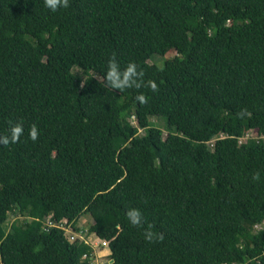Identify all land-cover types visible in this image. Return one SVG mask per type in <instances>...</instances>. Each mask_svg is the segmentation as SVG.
I'll use <instances>...</instances> for the list:
<instances>
[{"label":"trees","instance_id":"1","mask_svg":"<svg viewBox=\"0 0 264 264\" xmlns=\"http://www.w3.org/2000/svg\"><path fill=\"white\" fill-rule=\"evenodd\" d=\"M17 123L0 264H94L67 229L112 264H264V0H0V137Z\"/></svg>","mask_w":264,"mask_h":264},{"label":"clouds","instance_id":"2","mask_svg":"<svg viewBox=\"0 0 264 264\" xmlns=\"http://www.w3.org/2000/svg\"><path fill=\"white\" fill-rule=\"evenodd\" d=\"M69 0H45V6L48 7L51 11H56L58 7H67ZM136 65L134 63H129L126 68H121L118 61L115 57L109 59L107 64V70L104 73L105 79L110 87L115 89H121L132 86L133 77L136 76ZM139 87V85H137ZM151 87L155 89L156 85L154 82H151ZM137 100L143 102L145 97L143 94L137 95ZM22 132V125L15 124L11 128L10 137H0V143L7 144L9 140L15 142ZM30 136L32 139H36L37 137V129L36 126L33 125L30 131ZM129 218L132 224H138L140 222V214L136 210H132L128 213ZM152 233H147L145 239L151 240Z\"/></svg>","mask_w":264,"mask_h":264},{"label":"rangeland","instance_id":"3","mask_svg":"<svg viewBox=\"0 0 264 264\" xmlns=\"http://www.w3.org/2000/svg\"><path fill=\"white\" fill-rule=\"evenodd\" d=\"M172 55H174V53H170L167 57H171ZM162 58L165 57H156V59L154 60L157 63H161L162 62ZM99 78V77H98ZM152 122L157 126L160 127L163 132H164V138L168 135V128H167V120L164 117H152ZM136 123V122H134ZM143 133V131H142ZM258 137V133L256 131H250L246 137L242 138L241 141L242 142H246L249 138H257ZM17 219L23 220L24 218L18 214H11L9 216L8 219V224L11 225L14 221H16ZM91 223H93V220L91 219V217L87 214H85L79 221L78 226L82 229V230H86L88 225H90ZM95 235H91L88 238V241L94 240ZM103 253L102 252H98V256H101Z\"/></svg>","mask_w":264,"mask_h":264},{"label":"built area","instance_id":"4","mask_svg":"<svg viewBox=\"0 0 264 264\" xmlns=\"http://www.w3.org/2000/svg\"><path fill=\"white\" fill-rule=\"evenodd\" d=\"M67 234L71 241L79 237L80 239H85L86 242H91L95 253L93 254L94 257V264H112V261H114L110 256L112 255L111 249L109 247V241L102 240L97 237H95V240L88 241V238L84 235H77L72 229H67ZM98 252H102L103 254L101 256H98Z\"/></svg>","mask_w":264,"mask_h":264},{"label":"water","instance_id":"5","mask_svg":"<svg viewBox=\"0 0 264 264\" xmlns=\"http://www.w3.org/2000/svg\"><path fill=\"white\" fill-rule=\"evenodd\" d=\"M114 261H112V263H113Z\"/></svg>","mask_w":264,"mask_h":264}]
</instances>
